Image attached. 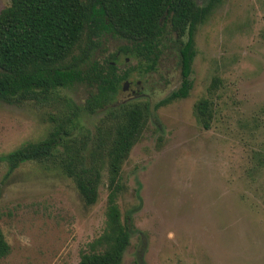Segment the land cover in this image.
Returning <instances> with one entry per match:
<instances>
[{"label":"rangeland","instance_id":"obj_1","mask_svg":"<svg viewBox=\"0 0 264 264\" xmlns=\"http://www.w3.org/2000/svg\"><path fill=\"white\" fill-rule=\"evenodd\" d=\"M9 4L0 0V12ZM101 43L84 71L106 68L128 42L110 33ZM162 43L156 69L135 71L115 103L148 102L152 111L122 170L118 205L131 230L122 264H264V0H222L213 8L193 35L188 98L157 108L183 81L180 43L169 28ZM124 60L120 73L139 66ZM214 77L222 83L206 130L193 111ZM94 92L76 83L60 95L82 107ZM63 99L0 101V228L11 246L0 264H78L106 228V179L89 207L61 172L35 162L11 170L5 159L48 136L67 112ZM108 112H83L79 132L95 135Z\"/></svg>","mask_w":264,"mask_h":264},{"label":"trees","instance_id":"obj_2","mask_svg":"<svg viewBox=\"0 0 264 264\" xmlns=\"http://www.w3.org/2000/svg\"><path fill=\"white\" fill-rule=\"evenodd\" d=\"M221 1L211 0L207 7H200L196 0H10L0 12V101L14 106L43 104L63 99L60 91L76 83L95 89L82 107L63 99L67 112L55 121L48 136L5 157L11 170L35 162L61 172L72 180L89 207L97 204L100 188L107 180L106 228L78 264H122L131 241L128 220H122L118 205L122 170L152 111L150 103L143 101L115 107L123 83L137 70L143 75L156 69L169 28L180 43L183 81L179 91L157 108L188 98L193 35ZM110 33L126 40L127 45L111 55L106 68L95 64L84 71L83 65ZM186 35L189 40L183 44ZM121 57L125 63L135 60L139 66L120 73ZM221 83L214 77L207 96L194 105V116L206 130L213 120L214 96ZM104 109L109 112L100 120L95 135L79 132L83 112L95 114ZM10 253L11 246L0 228V261Z\"/></svg>","mask_w":264,"mask_h":264},{"label":"water","instance_id":"obj_3","mask_svg":"<svg viewBox=\"0 0 264 264\" xmlns=\"http://www.w3.org/2000/svg\"><path fill=\"white\" fill-rule=\"evenodd\" d=\"M128 85H129V83H126V84L124 85V87H123V90H126L127 87H128Z\"/></svg>","mask_w":264,"mask_h":264}]
</instances>
